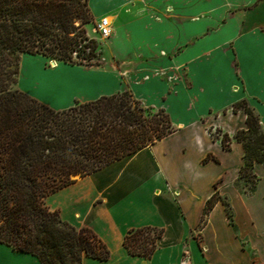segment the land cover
Instances as JSON below:
<instances>
[{"label": "crops", "instance_id": "crops-1", "mask_svg": "<svg viewBox=\"0 0 264 264\" xmlns=\"http://www.w3.org/2000/svg\"><path fill=\"white\" fill-rule=\"evenodd\" d=\"M87 5L95 22L109 20L98 52L111 67L84 95L66 91L51 107L125 87L163 108L175 130L45 198L63 220L91 228L109 248L106 259L84 256L82 264H264V162L252 166L257 178L250 191L236 186L243 150L233 136L245 124L244 114L230 108L246 99L264 126V0ZM29 55H22L26 69ZM216 129L228 134L229 150L213 137ZM214 192L220 199L198 228ZM147 225L163 229L156 249L150 257L129 254L124 233ZM0 264L40 262L0 242Z\"/></svg>", "mask_w": 264, "mask_h": 264}, {"label": "trees", "instance_id": "trees-1", "mask_svg": "<svg viewBox=\"0 0 264 264\" xmlns=\"http://www.w3.org/2000/svg\"><path fill=\"white\" fill-rule=\"evenodd\" d=\"M91 20L87 0H0V242L40 264H82L84 256L110 254L91 228L76 227L48 207L50 193L175 130L163 108L144 105L128 89L55 109L15 87L22 53L98 64V44L85 28ZM230 108L244 114L245 126L233 137L243 150L238 177L250 182V191L257 178L252 166L264 162V131L246 99ZM216 131L213 137L229 150L228 134ZM219 199L214 192L206 200L201 224ZM162 232L133 227L122 245L131 255L150 257Z\"/></svg>", "mask_w": 264, "mask_h": 264}, {"label": "rangeland", "instance_id": "rangeland-1", "mask_svg": "<svg viewBox=\"0 0 264 264\" xmlns=\"http://www.w3.org/2000/svg\"><path fill=\"white\" fill-rule=\"evenodd\" d=\"M96 23L97 22L92 19L85 25V28L86 32L90 36H93L99 45L102 43L103 39L92 31ZM22 55L23 53L20 55L19 59V69L15 87L49 106L54 105L53 100L65 94L66 91L71 94V96H74L75 93L84 95L83 91L85 90L84 88H86L85 86L91 85L90 87H94L93 84L97 86L95 82L98 81V76L104 74L108 71L107 68L111 67L102 55L98 57V64L76 65L54 60L55 63L52 65L50 62L52 59H47L39 54H31L29 57L33 64H30V67L28 66L26 69V67H24L25 61ZM29 76L31 77L30 79H28ZM22 80H24V82ZM123 88L127 89L125 87ZM143 104L147 105V103ZM261 128L264 131V126H261ZM217 134L216 130H212V135L216 136ZM76 176L78 175L72 177ZM248 179L254 181L253 177H248ZM249 184V181L246 182L242 178H236V186L240 189L245 190ZM50 209L53 210L52 208ZM227 210L229 209L227 208ZM200 227L201 222L198 225V228ZM198 235L199 234H196V237H198Z\"/></svg>", "mask_w": 264, "mask_h": 264}, {"label": "built area", "instance_id": "built-area-1", "mask_svg": "<svg viewBox=\"0 0 264 264\" xmlns=\"http://www.w3.org/2000/svg\"><path fill=\"white\" fill-rule=\"evenodd\" d=\"M110 30V23L107 21L106 17H102L93 27L92 31L93 33L97 34L100 38H106L110 34Z\"/></svg>", "mask_w": 264, "mask_h": 264}, {"label": "water", "instance_id": "water-1", "mask_svg": "<svg viewBox=\"0 0 264 264\" xmlns=\"http://www.w3.org/2000/svg\"><path fill=\"white\" fill-rule=\"evenodd\" d=\"M50 62L52 63V65L55 63L54 60H51Z\"/></svg>", "mask_w": 264, "mask_h": 264}, {"label": "bare ground", "instance_id": "bare-ground-1", "mask_svg": "<svg viewBox=\"0 0 264 264\" xmlns=\"http://www.w3.org/2000/svg\"><path fill=\"white\" fill-rule=\"evenodd\" d=\"M107 19V18H106ZM107 21L109 22V20L107 19Z\"/></svg>", "mask_w": 264, "mask_h": 264}]
</instances>
